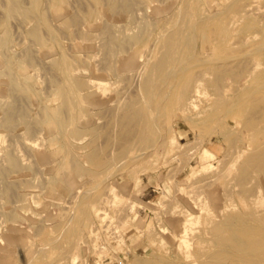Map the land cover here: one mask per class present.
I'll return each mask as SVG.
<instances>
[{"label":"rangeland","instance_id":"rangeland-1","mask_svg":"<svg viewBox=\"0 0 264 264\" xmlns=\"http://www.w3.org/2000/svg\"><path fill=\"white\" fill-rule=\"evenodd\" d=\"M99 1L102 4L104 2L103 5L111 2V0ZM113 1L117 3L121 0ZM38 2L35 4L34 0H0V39L5 35L7 37L6 43L0 45V127L6 119H8L6 122H9L6 123L8 129L4 128L5 124L2 128L5 129L2 131L5 137L3 136V143L0 146L2 150L0 151V236L5 234L7 228L14 226L9 217L15 208L23 203V192H29L30 184L40 188L37 191L35 186L36 193L46 192L48 178L56 172L65 175V183L61 189H57L59 198L55 201L56 213L45 209L34 219L26 221L24 234L29 237L33 235L31 239L34 240L32 239V243L28 245L14 246L10 250L13 260L7 264H21L20 256L24 254H31L27 257L26 263L37 264L39 251H44L43 248L48 241L49 244L54 245L52 247L54 250L50 255L45 256L44 264H264V87L261 79V74L264 73V52L258 55L252 53V47L261 39V35L259 36L256 31L264 28V0H211L200 7L202 11L205 9L208 12L207 7L209 8L211 3L212 6L216 5L213 11L222 8L226 10L229 6H233L237 11L232 14L233 18L231 17L235 22L233 23L231 19L232 24L229 23L231 34L227 35H230L227 37L228 45L225 44L226 46L223 47L225 49L219 50L215 55L218 56L215 60L217 69L211 77L206 76L209 78L218 76L223 70L228 74L227 79L231 81L229 80L230 86L226 87V94L223 89L221 90V93L227 96L222 104L227 103L226 110H233L240 100L244 102L238 122L223 113L224 105L220 107L211 105L212 107L207 106L211 109L204 107V110L203 105L207 103L209 94L201 93L202 96L199 94L194 97L195 109L190 108L193 109V113L196 112L197 119L215 110L218 115L214 121L199 122L198 120L195 122L196 125H193L177 112L171 119V126H167L165 117H161L162 131L158 143L145 150L141 156L137 158L133 156L129 161V158L115 159L118 151L122 149L121 144L125 142L128 128L113 126L115 117L110 111L114 110L112 107L114 105L104 108L90 106L86 108L88 114L83 118H80L83 115L82 111H74L73 117L76 120L69 129H86L94 126L98 133L93 141L91 143L87 140L83 141L82 143H86L84 149H78L76 143L67 148L63 144L67 137H59L53 141L57 146V154L45 165L37 161L34 163L32 154L28 156V153L42 143L47 146L56 134L53 121L44 115L46 109L59 105L61 86H66L68 81L67 76L59 71L56 64H61L63 59H75L80 63L89 61L87 52L75 50L74 43H79L80 33L89 31L97 36L94 39L93 54L95 55L90 61L96 69H103L105 62L110 61L111 58L115 59L114 56H109L101 50L104 49L102 45L110 42L108 38L111 37V33L105 31L109 28L106 25H112L109 28L111 32L113 28L115 32L118 30L116 33L118 36L119 32H123L119 39L125 37L128 39V32L131 35L134 32L136 34L148 23L150 24L148 26L154 25L152 37L147 46L145 45L146 48L143 49L145 52L143 51L142 54L145 58L146 56L151 58L153 51L156 50L157 35L160 33L155 27L160 28V24L168 16L153 14L145 0H122L124 3H118L120 10L124 6L120 11L122 21L119 20L120 22L115 23L113 27V17L108 20L106 17H100L98 19L101 22L99 23L97 19L96 29L88 30L83 24V17L90 10L92 0H38ZM155 2L158 3L157 9L165 6V0ZM250 18L256 20L255 24L248 27L249 29L244 28L245 22ZM65 20L68 21L67 26L62 24ZM116 25H121V29L116 30ZM123 25H126V30ZM33 31H36L37 36L32 34ZM126 42L128 44L129 40ZM227 47L230 50L226 49ZM226 51L230 52L227 54ZM107 56L110 58H106ZM138 69L140 68L138 67L136 72L133 69L132 73L125 74L126 77L130 74V77L119 84V89L123 88L122 91L126 92L127 103L131 100L130 97L136 94L139 85ZM87 75L83 73L79 76L87 78ZM110 77H107L108 80L115 81V76H112V79ZM210 97L213 99L215 96H209L208 99ZM82 107L84 108L85 104H82ZM86 118L90 121L89 126H84L81 122ZM222 124L233 130L229 141L221 135ZM166 126L170 128V132ZM27 137L29 140L25 139ZM169 137L174 140L165 153V148L158 145L161 143L165 147ZM30 142L39 144L31 148L33 146L27 144ZM201 146L214 153V158L209 159L210 161L212 159V163L210 161L203 163L202 159L200 165L196 160L188 159L199 152L197 149ZM238 150H242L241 153ZM23 152L26 156L22 155ZM7 153L11 156L17 153L16 158L21 156L25 158L24 162L20 159L21 168L23 165L24 168L27 167L24 169L25 175L18 173L14 177L15 175L8 171L5 161ZM89 153L96 154L94 163L87 160ZM187 156L189 157L186 158ZM237 157L239 160H236ZM75 162L79 163L81 168L91 171L93 175L82 179L73 176L74 180L70 178L68 181L67 176L72 173ZM224 175L226 177L223 179ZM215 177L218 179L216 184L213 181ZM109 185L114 187L113 192H117L116 194L110 192ZM259 189L263 192V198L258 196ZM85 193H89V198L84 208H81L79 202ZM116 195L119 196L118 200L115 198ZM38 197L42 195L38 194ZM96 197H100V200L96 201ZM143 198L149 199L150 202L142 201ZM133 200L141 201L142 207L137 208L132 214L129 207ZM203 205L204 208L201 210L200 206ZM191 214L195 217H191L194 220L199 219L195 224L192 222L191 225H188L190 223L185 225L187 228L191 226L189 230L192 228L191 231L194 232L193 238V234L189 235L186 230L188 236L186 239L185 234H181V229L177 233L179 228L176 222L180 219L178 222L180 223ZM51 215L53 219L50 218ZM66 219H70L69 224H71L63 228L62 223ZM218 228L226 229L223 233L216 234ZM50 230L55 232L49 235ZM175 233L184 236L186 241L190 239L189 244L185 243L188 244L187 247L185 244L183 247L181 243H177L178 247L182 246L179 251L177 250L176 239L171 238ZM66 238L70 242H67ZM161 241L163 243H160ZM184 241L182 238V242ZM61 246H66L63 254L60 253L61 250L63 252ZM97 250L104 254L99 253L101 257L97 258L92 254L97 253Z\"/></svg>","mask_w":264,"mask_h":264},{"label":"bare ground","instance_id":"bare-ground-1","mask_svg":"<svg viewBox=\"0 0 264 264\" xmlns=\"http://www.w3.org/2000/svg\"><path fill=\"white\" fill-rule=\"evenodd\" d=\"M145 1L147 4H149L148 6H150V7H148V6L147 7L150 8V10H152L151 12L153 14H155V15L164 14L165 16H168V18H166L164 20V22L162 24H160L161 25L160 28H158V26L155 27V29H159L160 33L157 35V38H156L157 42L155 45L156 50L153 51V56L151 58L149 56L148 57L146 56V58L142 56L143 51H144L143 49L146 48L145 45L149 42L150 38L152 37V33L154 31V28H153L154 25H153V27L148 26L149 23L147 22L148 24L146 26L144 25V27L141 30H139L138 33L136 32V34L134 32L133 35H131L128 32L129 30H127L128 36L127 35L126 36L128 39H126L125 35H124V37L126 40H129L128 44H127L125 39H122V38L119 39V36L123 33L122 31L125 29L126 25H123L124 29H122V31H121L122 33L119 32V36L116 33H118L117 28L119 29L121 25L120 26L118 25L119 27L116 25L117 26L116 32L113 31L115 28H113L112 32L109 29L112 25L111 26L106 25V27L107 28L109 27V28L105 31L106 32L110 31L111 34L109 32H108V34H110L111 37L108 38V40L110 39V42L108 43V40H107L108 44L105 43V45H102V47H104V49L101 48V50H103V52L109 56H114L113 58H115V59L111 58L113 60L112 61L110 59V61L112 62L111 63L108 60L110 57L107 56L106 58L109 57L107 59L108 60L107 62H110V64H106L107 62H105L104 63L105 67L103 69H96V67L90 61L94 58L92 56L95 55V54H93L94 39H96L97 36L95 37V35L89 31L86 33H83V32L80 33L79 43H74L76 52H82V51L87 52L88 57H89V61L80 63L78 60H75V59H71V60L70 59H63L61 64H59V63L56 64L59 71L67 76L68 81L66 82V86H61L62 92L60 94L59 105L55 106L54 108H48L44 112L45 117L48 118L50 121L51 120L53 121L54 130H55L56 134L50 139V142L47 146H44L43 143L40 146H38L37 144H39V143H36V142H35V144H34V142L27 143L28 145L31 144L33 146L31 148H34L35 145H37V147H35L33 150H30L31 152L28 153V156L30 153L32 154V160L34 163H36V161H37L38 163L45 165V164L49 163L51 160H53V158L57 154V146H55L53 144V141L55 139H58L59 137H64V138L67 137L65 142L63 143L64 147H67V148H69V146L71 144L76 143L75 146L78 149H84L86 147V143H82L83 141L87 140L90 143L93 141L94 137L98 133L94 126H92L90 128H86V129L85 128L84 129H82V128L69 129V126L71 124H73V121L76 120L75 117H73L74 111L75 110H79L80 112L82 111L83 115H81L80 118H83L84 116H86L88 114V112H87L88 110H86V108L90 107V106L104 108V107H109V105H111V106L114 105V106H112V107H114V110L111 109V111H110L111 114L114 115L113 117H115L114 122H113V126H117L121 129L123 127L128 128V130L126 128L127 131L125 130L126 131L125 138H124L125 142H123L121 144L122 149L120 151H118L119 153L117 154L115 159H120V158L121 159H123V158L128 159L129 158V161H131L130 159L133 156H134V158L135 157L137 158L139 155L141 156V154L145 150H147L148 148H150L153 145H156L158 143L157 140H158L159 135L162 131V128L160 125L161 117H165V123L168 124L167 126H169V125L171 126V124H170L171 119L173 116H175V114L177 112L179 114H181V116L185 120L192 122L193 125L198 120H199V122L200 121L201 122L214 121V119H216L215 118L216 115H218L215 112V110H212L211 113L209 112L210 114H208V115H207V113H205L207 116H205L203 118H199V119H197V117L195 116L196 112L194 111V113H193V109H195L193 107V104L196 105L194 103V101H196V99L194 97H197L199 94L201 95V93L207 92L209 94V96H215L216 97V98L213 97V99H211V97H210V99H208L209 96H207L208 98L205 96L207 98V100H206L207 103H205L203 105V109H204V107H205V109L209 108L207 106H211V105L216 106V107L217 106L220 107V105L221 106L224 105V106H222L223 108L221 107L223 109V113L227 114V117L238 122V120L240 118L239 114L244 107V102L242 100H240V101L238 100L239 102L237 105H235L236 103L235 104L233 103V105H235L233 110L232 109L226 110V106H228L227 103L222 104L224 102V99L227 97V96L225 97L223 92L226 94V90H227L226 87L230 86L231 80L229 79L230 80L229 81L227 79L228 74L223 72L224 71L223 70V71H221L222 73H220L218 76L216 75L212 78H209V77H211L212 74H214V71L217 69L215 60L218 59V56L215 57V55L218 54L219 50L225 49L223 47L226 46L225 44H227V37L230 36V35L229 36H227V35L229 33L231 34V29L229 28V26L232 23H230V20L233 18L232 14L237 13V11H235L236 9L233 8V6H229V8L226 10H224V8H222L220 10L213 11L216 8V5L212 6L210 3V5H211V6L209 5L210 9L207 7L208 12L205 11V9H203V11H204L203 12L200 7H202L204 4L209 3L211 0H165V4H164L165 6L162 9H157L158 3L155 2L156 0H145ZM221 1H226V0H221ZM119 2H122V0ZM119 2L116 3L114 1L112 2V0H111V2H109L107 5L106 4L103 5L104 2L102 4V3H100L99 0H92V5L90 7V10L87 13H85V15L83 17V24L85 25V29L93 30L97 26V24H96L97 19L100 17H104V18L106 17L107 20L110 18L112 19V17H113V19H114L113 25L115 23L118 24V22H120L119 20H121V12L120 11L122 9H124L123 8L124 6L123 7L121 6L122 9L120 10V6H118ZM34 3L37 4L39 2H38V0H34ZM122 3H124V2H122ZM122 3H120V4H122ZM238 10H240V9H238ZM240 12H241V10H240ZM242 13H243V11H242ZM39 17L41 18L42 16L39 15ZM99 20L100 19H98V21ZM160 20H158L159 23H160ZM102 21H103V18H102ZM232 21H233V23L235 22L233 19H232ZM100 22L101 21H99V23ZM255 22H256V20L254 18H252V19L250 18L247 20V22H245L246 24L243 27L244 28L252 27L255 24ZM62 24H64V26H67L68 21L65 20ZM231 26H233V25H231ZM113 27H115V25ZM126 28L130 29L128 27H126ZM243 30H245V29H243ZM105 31H103V33ZM98 32H101V31H98ZM125 33H126V31L124 32V34ZM256 33L258 35L259 34L261 35V39L258 41V43L256 45H254L252 47V53L255 55H258L260 52L261 53L264 52L263 51L264 50V28L256 31ZM32 34L34 36H37L36 31H33ZM129 35H131V36H129ZM104 36L106 37V35H104ZM6 40H7L6 35L1 37L0 45H4L6 43ZM123 40H125L124 43H123ZM228 41H230V39ZM231 42H232V40H231ZM241 43H242V41H241ZM226 49H229V47H227ZM233 50H234V48H233ZM149 51H151V50H149ZM226 52L228 54L230 51L229 52L226 51ZM94 53H96V52H94ZM106 58H105V60H106ZM219 62H221V61H219ZM257 65H258V63L256 64V67H257ZM136 67L140 68V69H138V71H140L139 83H138L139 85H138V88H136L137 91L135 90L136 94L132 93V94H134V96L130 97L131 100L129 101V103H127V102H125V100L127 99L126 92L122 91L123 88H121V86H120L121 89H119V84H121V82L124 81V79L130 77V74L128 77L124 76L125 74H128L129 72L132 73L131 71L133 69L136 72V70H137ZM83 73L88 74L87 78H80L79 75L83 74ZM206 75H208L209 77H207ZM112 76L113 77L115 76V78H114L115 81H113ZM107 77L108 78L110 77V79H112L113 82L108 80ZM261 79H263L262 83H263V87H264V73L261 74ZM107 82H109L108 83L109 85L107 84ZM255 82H257V81H255ZM111 83H113V84H111ZM125 88H127V87H125ZM221 90L223 91L222 93H221ZM240 90H242V89H240ZM124 91H125V89H124ZM82 104H85L84 108L82 107ZM125 107H126V109H124ZM190 107H192L193 109ZM229 108H231V107H229ZM232 108H233V106H232ZM122 109H124V111L121 112ZM209 109H211V108H209ZM112 110H113V112H112ZM93 114L96 115L97 113H93ZM244 114H246V113H244ZM95 115H93V116H95ZM246 117H247V115H246ZM218 118H219V116H218ZM6 120H8V119H6ZM6 120L3 123H1L2 124V127H0L1 129L3 128L4 124H5L4 128L8 129L9 126L7 124H9V122L7 123ZM81 120H83V119H81ZM81 120H79V121H81ZM88 120L89 119L86 118L85 120H83L81 122L83 123L84 126H89L90 121H88ZM220 127H221L220 132H221L222 137L225 140L228 139V141H229V139L232 138V134H233L232 131L233 130L229 126H227L226 124H222V125H220ZM167 128H169V127H167ZM1 129H0V146L3 143V136H4L2 131L5 130V129H2V130ZM168 130H169L168 132H170V128ZM165 131H167V130H165ZM33 136H35V135H33ZM171 137H174V136H171ZM171 137H169V139L166 140L165 147L163 146V144H161L159 142L160 145H158V146H162L163 149L165 148V150H164L165 153L168 151L167 149H168V146L170 145V143L172 146V143H173L172 140L175 139V137H174V139H172ZM249 137H251V135ZM30 138H31V136H30ZM167 138L168 137H166V139ZM25 139L29 140L28 137ZM32 139H34V138L32 137ZM37 139H39V138H37ZM199 142H201V141H199ZM78 143H81V144L78 145ZM102 143H103V141H102ZM176 143L177 142L175 141V144ZM175 147H177V146H175ZM174 149H176V148H174ZM19 150H21V149H19ZM117 150H118V148H117ZM197 150L199 152H197L195 155L190 156V158H188L189 156H187L186 158H188L189 160L194 159L200 165H201L202 159L204 160L203 161V163H204L207 161L209 162L210 161L209 159L211 157L214 158V156H213L214 153L204 146H201L200 149L198 148ZM0 151H2V150H0ZM241 151L242 150H240V151L238 150L239 153H241ZM17 153H18V156H20L19 155L20 153L19 152H17ZM17 153H15V154L17 155ZM15 154L14 155L12 154L13 156H11L10 153L9 154L7 153V157H6L7 160H5V161H7L6 165H7L8 171L12 172L13 176L15 175L14 177H16V174H18V173H20L19 175L24 174L25 173L24 169L27 168V167L24 168V165H23V168H21V166H20V164H22V162H21L22 160L20 161V159H23V156H26L24 154V152L22 154L23 156H21L22 158L21 157L16 158L17 156H15ZM243 154H244V152H243ZM236 156H238V154ZM240 156H241V154H240ZM96 157H97L96 154L90 155V153H89V156H87V160H91V163H94ZM237 159H238V157L236 158V160ZM17 160H19V162ZM24 160H25V158L23 159V162H24ZM210 162L212 163V159ZM95 165L99 166V164H97V163H95ZM205 165H207V164H205ZM206 168H207V166H206ZM206 168H205V170H206ZM221 168H223V167H221ZM72 169H73V171H72V173H70L68 175L69 177L66 175L68 178V181L70 178H73V176H76L77 179H82L84 177H88V176L93 175L91 173V171L86 170L84 168H81V165L77 162H75L73 164ZM190 172H192V170ZM196 173H197V171H196ZM64 176H65L64 174L56 172L53 176L49 177L48 178V187L46 189V192H42V193L37 192L36 193V190L39 191L40 188L38 189V186L35 185L37 188L36 189L33 184L29 185V188H28L29 192H23V195H22L23 196V203L21 205H18L15 208V211L9 217L11 223H13L14 226H10L9 228H7L5 234L0 236V264H7L13 260V256L10 254V250L12 248H14V246H19L20 244L28 245V244L32 243L33 238L31 239V237L33 235L31 237H29V236L24 234L25 231L23 230L24 228H26L24 225H25L27 220L34 219L36 217V215H39L41 212L45 211V209H50V211L53 210V212L56 213L57 208H56L55 201H57V198H59V194L57 192V189L58 190L61 189L63 183H65ZM18 177H20V176H18ZM206 177H208V176H206ZM225 177L226 176L224 175L223 179ZM73 180H74V178H73ZM66 181H67V179H66ZM213 181H214V184H216L218 182V179H216V177H215ZM22 182L23 181H21V183ZM24 182H26V180H24ZM109 187H110V185H109ZM109 190H110V192L111 191L113 192L114 187L111 186L109 188ZM258 192H259L258 196L260 198H263L262 190L259 189ZM116 193H114V194H116ZM38 194H41L42 197H38ZM179 195H180V193H179ZM116 196L117 197H115V198L118 200L119 196L118 195H116ZM88 198H89V193L83 194V196L81 197V202H79L82 205L81 208H84L85 202ZM95 199H96V201H99L100 197H96ZM116 199L114 201H116ZM142 201L150 202L149 199H144V198L142 199ZM203 204H204V202H203ZM81 205H79V206H81ZM204 205H203V207L200 206L201 210L204 208ZM141 207H142L141 201L133 200L130 207H129V209L131 208V211L129 209L128 210L130 211V213L132 212V214H133V212H135L137 210V208H141ZM146 209H147V207H146ZM197 209L199 211V208H197ZM47 213H49V212H47ZM156 213H158V212H156ZM200 213H201V211H200ZM97 215H99V214H97ZM191 215L188 217H185L184 219L181 218L183 220V221L181 220L182 225H181V222L178 223L180 221V219H177L179 221L176 222L177 227L179 228L177 230V233H179V230L181 229V234L182 235L185 234L184 236L186 237V239H188L187 238L188 237L187 232H189V235L193 234L194 232L192 233V231H191L192 228H191V230H189L191 226H188L189 228H187V226H185V225L187 223H190L188 225H191L192 222L195 224L197 222V220L199 219L196 217L197 219H195L196 220L195 221L193 219L195 217L193 215L192 216ZM180 217H183V216H180ZM191 217H193V218H191ZM50 218L53 219V216L51 215ZM69 222H70V219H66L62 223L63 228L66 225H70L71 223L69 224ZM179 226H181V227H179ZM183 226H185L186 229L183 230V228H185ZM67 227H69V226H67ZM28 229H30V228H28ZM225 229L226 228H218L216 230V234L223 233L225 231ZM182 230H183V232H182ZM186 230H187V232H186ZM54 232L55 231L50 230V232L48 234L51 235ZM165 232H166V230H165ZM177 233L173 234V236L176 238H174L173 236L171 237V238H173V240L176 239V246L177 247H178L179 243H181L180 245H182V246L185 243L189 244L190 239L188 241H186V239H184L185 238L184 236L181 237V235L180 234L177 235ZM93 236H95V235H93ZM192 236L194 238V234ZM198 236L199 235H197V237ZM177 238H179V240H177ZM182 238H183V241L185 240L184 242H182ZM113 240H114V238H113ZM217 240H218V238H217ZM119 241H121V240H119ZM49 242L50 241H48L45 244V246L43 248L44 251H42V250H40L41 252L39 251L40 256H38L39 260H38V262H36L37 264H44L45 256L50 255L53 252L54 248H52V247L54 245H52L51 243L49 244ZM67 242H70V241L67 239ZM160 243H163V242L161 241ZM61 244H62V242H61ZM188 244H185V246L186 245L188 246ZM69 245H71V243ZM182 246H179L177 250L179 251ZM185 246H183V247H185ZM60 249H63V252H62V250L60 252L61 254H63L66 251V246H61ZM64 249H65V251H64ZM103 250L105 251V248ZM31 251H33V250H31ZM99 253H102V252H100V250H97V253L94 252L92 254H94V256H96L98 258V257H101V256H99L100 255ZM102 254H104V253H102ZM186 254H187V252H186ZM30 255L24 254L22 257L20 256L21 261H22L21 264H29V263H26V261H27V257L28 256L30 257ZM189 256L190 255H188V257ZM185 257L187 258L186 255H185Z\"/></svg>","mask_w":264,"mask_h":264}]
</instances>
